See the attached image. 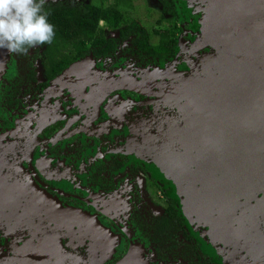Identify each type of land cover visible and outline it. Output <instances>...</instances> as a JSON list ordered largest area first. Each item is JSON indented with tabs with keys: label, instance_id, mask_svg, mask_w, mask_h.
I'll use <instances>...</instances> for the list:
<instances>
[{
	"label": "flooded vegetation",
	"instance_id": "obj_1",
	"mask_svg": "<svg viewBox=\"0 0 264 264\" xmlns=\"http://www.w3.org/2000/svg\"><path fill=\"white\" fill-rule=\"evenodd\" d=\"M128 1L45 0L57 40L24 54L0 48V139L11 147L2 164L14 158L47 199L102 225L106 236L94 247L102 251L91 256L96 264H116L130 252L132 264H224L188 230L182 196L158 165L141 124L147 114L138 109L156 100L162 106L159 94H169L186 64L214 52L202 33L208 1L167 0L168 12L157 0H139L146 3L141 13L138 0L134 11ZM108 9L123 20L112 25L100 17ZM157 30L166 31L168 45L141 48L143 31L157 45ZM177 55L188 57L173 62ZM33 233L0 228V264L51 260L46 239L43 253L17 251Z\"/></svg>",
	"mask_w": 264,
	"mask_h": 264
},
{
	"label": "water",
	"instance_id": "obj_2",
	"mask_svg": "<svg viewBox=\"0 0 264 264\" xmlns=\"http://www.w3.org/2000/svg\"><path fill=\"white\" fill-rule=\"evenodd\" d=\"M207 1L202 33L214 52L178 74L162 106L139 104L141 124L210 252L264 264V0ZM9 148L0 139V228L34 232L17 251L43 253L46 239V264H96L102 225L47 199L14 158L2 164ZM129 255L116 264H132Z\"/></svg>",
	"mask_w": 264,
	"mask_h": 264
},
{
	"label": "clouds",
	"instance_id": "obj_3",
	"mask_svg": "<svg viewBox=\"0 0 264 264\" xmlns=\"http://www.w3.org/2000/svg\"><path fill=\"white\" fill-rule=\"evenodd\" d=\"M45 0H0V48L24 54L28 48L50 44L55 26L43 10Z\"/></svg>",
	"mask_w": 264,
	"mask_h": 264
},
{
	"label": "trees",
	"instance_id": "obj_4",
	"mask_svg": "<svg viewBox=\"0 0 264 264\" xmlns=\"http://www.w3.org/2000/svg\"><path fill=\"white\" fill-rule=\"evenodd\" d=\"M157 1H159L161 3V6L163 7V9L165 11H168V12L171 11L170 10V3H168L167 0H157ZM56 7H59V6H56ZM100 17H103V18L107 19L108 23H111L112 25H117L119 23V21L123 20L122 19V15L116 9L103 10L100 13ZM155 35L157 37V45L156 46H152L148 42L147 36H146L145 32L143 31L141 39L138 41V43L141 46V48H145V49H149V50H152V49H155V48L163 49V48H165L166 45H168L169 37L167 36L166 31L162 32L160 30H157ZM56 40H57V38L55 37L53 42L56 41ZM173 43H174V41H173ZM76 48H77V50L79 51V54H80L82 52V46H81V44L79 42L77 43ZM166 225H167V227H169L168 222H166ZM175 225H176V222L170 221L171 230L175 228Z\"/></svg>",
	"mask_w": 264,
	"mask_h": 264
},
{
	"label": "rangeland",
	"instance_id": "obj_5",
	"mask_svg": "<svg viewBox=\"0 0 264 264\" xmlns=\"http://www.w3.org/2000/svg\"><path fill=\"white\" fill-rule=\"evenodd\" d=\"M92 1H94V0H92ZM148 2L147 3H149V1L150 0H147ZM128 4L129 5H131V6H129V9L130 8H132L133 9V11H134V7H136V0H134L133 2H129L128 1ZM153 5V8L155 9V8H158V4H152ZM145 6H146V3L144 2V1H139L138 0V2H137V10H138V13H141V12H145ZM135 14H137V13H135L134 12V14L132 15V16H136ZM157 14H158V12H157ZM139 17H141V16H139ZM143 18V17H142ZM143 19H145V18H143ZM141 19H139L138 21H140ZM179 24H181L180 22H178ZM148 29L150 30V28L148 27ZM197 57H198V55H196ZM187 57H188V55H186L185 57H184V59H182V56L181 55H177L174 59H173V62H176V61H178V60H186L187 59ZM204 58V57H203ZM202 58V59H203ZM193 59H195V57L193 58ZM193 61V60H192ZM180 62H182V64L183 65H185L186 63H184L183 61H180ZM174 64V63H173ZM200 64H197L196 66L198 67ZM186 66H188L190 69L188 70V71H186V72H182V75H185V76H187L191 71H192V69L194 68V67H196V66H194V67H192L191 66V61H190V63H188V64H186ZM192 67V68H191ZM178 74H181V73H178ZM182 205V204H181ZM188 230L196 237V238H198L199 240H200V237H199V235L196 233V231H195V229L193 228V226L191 225V224H189V226H188ZM192 235V236H193ZM193 236V237H194ZM195 239V238H194Z\"/></svg>",
	"mask_w": 264,
	"mask_h": 264
},
{
	"label": "bare ground",
	"instance_id": "obj_6",
	"mask_svg": "<svg viewBox=\"0 0 264 264\" xmlns=\"http://www.w3.org/2000/svg\"><path fill=\"white\" fill-rule=\"evenodd\" d=\"M194 229H196V227H194ZM223 258H224V261H225L224 263H225V264H230V263L227 261L226 256H223Z\"/></svg>",
	"mask_w": 264,
	"mask_h": 264
}]
</instances>
